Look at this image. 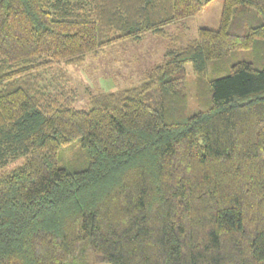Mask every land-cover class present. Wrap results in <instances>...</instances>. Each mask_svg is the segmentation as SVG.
<instances>
[{
  "label": "trees",
  "instance_id": "trees-1",
  "mask_svg": "<svg viewBox=\"0 0 264 264\" xmlns=\"http://www.w3.org/2000/svg\"><path fill=\"white\" fill-rule=\"evenodd\" d=\"M208 1L0 0V264H264V0L89 109L60 65Z\"/></svg>",
  "mask_w": 264,
  "mask_h": 264
},
{
  "label": "rangeland",
  "instance_id": "rangeland-1",
  "mask_svg": "<svg viewBox=\"0 0 264 264\" xmlns=\"http://www.w3.org/2000/svg\"><path fill=\"white\" fill-rule=\"evenodd\" d=\"M224 0H209L197 13L164 26L162 33L146 31L137 37L120 39L97 53H87L82 62L60 64L69 83L77 90L76 108L89 109V96L100 91H114L137 84L143 74L158 62L167 43L176 36L177 44H185L196 36L199 27L216 29ZM189 114L197 109L194 101V74L190 62L184 63ZM21 158L8 168L20 163Z\"/></svg>",
  "mask_w": 264,
  "mask_h": 264
}]
</instances>
